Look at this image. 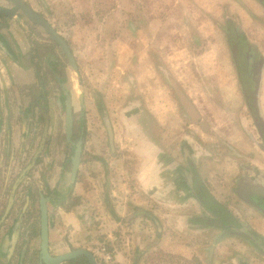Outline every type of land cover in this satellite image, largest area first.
<instances>
[{"label": "rangeland", "instance_id": "1", "mask_svg": "<svg viewBox=\"0 0 264 264\" xmlns=\"http://www.w3.org/2000/svg\"><path fill=\"white\" fill-rule=\"evenodd\" d=\"M23 1L29 6L31 3L37 5V10L42 12L41 15L44 18L54 19L55 9L53 7L52 9L51 7L44 8L47 11L46 15L43 14L44 9L41 5L39 6V0ZM251 1L253 11L250 12V16H247L246 11L241 10L238 4L233 3V0H219L220 6L215 13L212 10V5H209L211 13H207L193 1H188L191 8L189 11L187 8L182 10L181 16L176 12L180 10L174 9V3L171 0L154 2L155 6L152 0L146 1L145 5H149L153 9L161 6L163 10L167 11L166 14H169L168 19H171L172 26L182 30L177 33L178 37L173 38L174 36L169 35L166 38L165 36L159 44L152 43L153 35L142 31L140 36L145 44H133L130 48H134V51L128 53L129 55L122 53L124 55L120 54L118 57L114 54L116 46L111 44L114 36L107 28L106 32L98 34L99 40L101 38H105V40L96 46L93 53L99 48L103 50H99L98 55L90 59L89 49H86L84 45L73 47V39L75 37L78 39L81 34L73 33L68 28L67 31L62 32V36L68 40L71 50L74 49L77 56L81 57L80 59L78 57L81 65L77 70H73L64 59V69H58L56 74L61 80H64L63 86L72 101L74 114L72 141L77 143L79 139L83 140L81 170L91 171L87 172L88 176L82 173L86 177L81 178V183L86 186L87 194L80 197V200L74 197L77 196L74 189L75 183H70L67 179L66 186L71 184L68 185L70 195L68 194L67 203L69 206L76 205L79 201L82 206L88 208L90 201L87 196L91 190L89 191L87 178H94V181L96 179L98 181L100 176L106 174L107 168H110L109 173L113 175L121 169L135 171L134 157L136 158L135 153L138 154L141 151L139 143L143 139L142 137L146 136L152 141L154 136L152 124L149 121V116L152 115L146 109L148 103L153 102L152 99L148 100V95L153 90L151 85L155 83L156 105L164 106L169 101L167 96L169 93L165 89V86L170 87L167 74L175 80L178 90L186 95L190 94V97H186L191 104L194 103L195 113H199L201 117L199 122H196L193 118L194 115L190 117L185 107L182 106L174 90L169 94L177 105V112L172 118L177 120L181 118L187 124L184 130L178 131V134L189 137L195 147L192 152L196 153L197 160L190 161L188 158L186 165L191 167V163L197 164L195 168L201 173L197 186L206 189L212 198L230 211L233 218L264 239V214L242 199H238L236 194L239 186L243 184L264 188V170L256 172L249 167L248 154L245 155L247 147L244 146L246 143L247 145L251 144L258 152L261 146L264 147V6L260 4L264 0ZM0 6L8 9L14 8V5L8 0H0ZM163 10H161L162 13ZM194 13L191 30L187 28V21L191 18L190 14L193 16ZM202 15H206L209 22L198 27L196 25H199L197 22L200 20L199 16ZM19 16V25L30 26L32 24L24 16ZM226 17L231 18V21L228 22ZM69 19L66 18V20ZM54 25L57 26V23L54 22ZM213 25H218V31H214L216 28L214 29ZM27 30H29L27 34H30V37L46 39L45 36H47L51 42L42 28ZM238 32H243L246 36V42L242 45H237ZM134 35L137 37L139 34L136 35L134 32ZM173 39H175L173 42L176 41L175 44L172 42ZM235 45H237V49L241 48L240 53L235 52ZM78 50H82L84 55L77 53ZM142 54L145 56L144 65L148 66V70L136 77L142 66L135 68V64L142 61ZM150 60L156 62L153 70L148 65ZM116 67L119 68L116 69ZM44 74L47 76H45L46 89L51 101V105L47 109L52 117L51 144L45 151V155L50 159L46 162L44 155L42 158L43 173L49 174V177L44 179L40 177L38 180L40 181L39 185L46 183L47 180L51 185H55V179L53 180L51 176L57 173L63 159V151L66 153L65 156H72L74 146L65 143V101L62 104L56 100L60 93L54 76L52 77V74H47V72ZM152 76H154L155 82L152 81ZM132 78H134V82L132 85L128 84L127 81ZM135 78H139V80ZM143 82H145V88L149 89L148 91L144 88L145 94L142 93ZM135 83H138V86ZM244 91L246 98L242 96ZM26 97L29 101L32 100V95L27 93ZM131 102L143 105L145 110L143 115L136 111H126V107L130 106L128 104ZM166 110V108H162L164 115ZM17 114L16 106H14L9 113L10 124H14ZM165 136L168 137L167 134ZM37 140H39V136L36 142H38ZM115 140L117 143H114ZM171 148L172 146L164 144L166 151L170 152ZM184 154L183 151L182 154L178 153L177 159L183 161ZM111 157H114V161ZM106 158L114 164L109 166ZM131 158L134 161H131ZM233 163L236 164L235 167L239 168L238 170L232 169L235 168L232 167ZM252 168L256 169V167ZM0 169H4V166ZM96 172L99 173L95 174ZM249 174H253V177H250ZM208 177L211 181L208 180ZM13 180L14 177H12ZM130 182L128 185H131ZM101 185L104 196L107 190L103 181ZM6 198L8 196H2V200H6ZM100 198L102 199V195ZM114 200L117 201V197ZM185 211L186 216L189 212L198 214L197 210H193L189 206ZM208 218L212 219V215ZM213 227L215 229L212 228L201 236L186 229L179 231L180 233L176 236L177 243L188 245L193 253L197 252L199 258H195L191 263L178 261V264H264V254L240 237L233 226L227 227L226 230L220 226ZM198 245L204 247L198 248ZM238 254L242 256L240 260L237 258Z\"/></svg>", "mask_w": 264, "mask_h": 264}, {"label": "crops", "instance_id": "2", "mask_svg": "<svg viewBox=\"0 0 264 264\" xmlns=\"http://www.w3.org/2000/svg\"><path fill=\"white\" fill-rule=\"evenodd\" d=\"M146 1L148 2L149 0H39V6L41 5L42 9L47 7L55 9L54 19H47L46 17L45 19L61 36L64 30L67 31V28L73 33L81 34V36L78 35V39H75L76 37L73 39V47L84 45L86 49H89L88 56L90 59L95 58L99 50H103L99 48L94 52L95 54L93 53V50L97 48L96 46H99L105 40V38L99 40L100 36L98 39V34L106 32V28L114 36L111 44L116 46L114 48L116 57L122 53L129 55L128 53L134 51V48H130L133 44H145L140 36L142 31L153 35L152 43L156 42L157 44L165 36L166 38L169 35L174 36L173 38L178 37L177 33L182 29H176L175 26H172L171 19H168L169 14H166L167 11L163 10L161 6L156 9L149 5L146 6ZM157 1L161 0H152L153 4ZM171 1L174 3V9L180 10L176 11L180 16L182 15V10L186 8L188 11L190 10L191 5L188 1H193L207 13H211L209 5H212L214 13L217 12L220 6L219 0ZM234 2L240 6L241 10L244 9L246 11L245 14L247 16H250V12L253 11L251 9V0H233ZM107 3L110 5L107 6ZM260 4L264 6V2ZM30 7L41 15L42 12L37 10V5L31 3ZM161 10H163V13ZM43 14L47 15L46 9H44ZM194 16L195 13L193 16L190 14L191 18L187 21V28L191 30L193 28L191 20ZM199 17L200 20L197 22L199 25L196 26L202 27L204 23L209 22L206 15ZM66 18L70 19L66 20ZM226 20L230 22L231 18L226 17ZM10 21L9 27L0 29V144L7 141L10 136L9 113L11 109L16 106L17 115L19 116L29 110L33 98L29 101L26 97L27 89L35 86L37 92L40 90L43 92L42 82L45 75L43 76L41 67L47 64L46 61L50 57L58 59L60 55V58H63V53L59 52L57 48L55 56V51L53 52L50 49V47L53 48L50 44L52 42L47 39V36H45L46 39H43L30 37V34H27L29 32L27 29H40L39 26L34 24L30 26L19 25L20 21L18 18H13ZM54 22L57 23V26L54 25ZM213 27L214 29L216 28L214 31H218V25H213ZM134 32H136V35L139 34V37H136ZM66 42L69 45L68 40ZM175 42L173 43L175 44ZM227 42L229 44L228 39ZM49 50L52 54H49ZM81 51L78 50L77 53L81 54ZM72 53L76 60V65L79 67L81 64L78 57L79 59L81 57L77 56L74 49ZM144 62L145 56L142 54V61L135 64V68L142 66L136 77L148 70V66L146 67ZM127 64L129 65V63ZM155 64L154 60L148 62L152 70ZM130 65L134 66L132 63ZM118 68L116 67V69ZM154 76H152L153 82H155ZM166 77L170 82V87L165 86V89L169 94L174 90L189 116L192 117L194 115V120L199 122V119H201L200 114L195 113L194 103L191 104L186 97H190V94L186 92V95L181 90H178L175 80L167 74ZM135 79L139 80V78ZM127 82L132 85L134 78ZM135 85L138 86V83H135ZM151 86L153 90L149 93L148 100L152 99L153 102L151 104L148 103L146 109L152 115L148 118L151 121L154 136L152 141L146 136L142 137L143 139L139 143L141 151L138 154L135 153L136 158L133 155L136 161L135 171L121 169L117 174L113 175L109 173L110 168H107L106 174L104 173L103 176H100L101 178H98V181L97 179L94 181V178H87L89 191L91 190L87 196L90 201L88 208L82 206L79 201L76 205L72 204L73 207L69 206L67 202H61V205H56L54 210H57L58 218L51 222L49 231V248L52 254L56 256L63 255L74 249L81 248L91 252V249L96 245L105 244L114 255V264H178V261L191 263L195 258H199L198 254H196L197 252L193 253L188 245L177 243L176 236L180 233V230L185 229L198 233L199 236L212 228L215 229L213 226L216 225H213L208 219L206 220L212 214L206 210L199 198L200 193L202 196V193L208 194V191L197 186L198 177H201V173L195 168L197 164L193 162L190 165L191 167L186 165L188 158L190 161H196L197 156L195 155L196 153L193 154L195 147L192 144V140H189L190 138L187 136L178 134V131H182L187 127V124L181 118H178L179 120L172 118L177 112L175 100L172 101L170 95L167 94L168 103H165L164 106H161V104L156 105L155 83ZM144 88L145 82H143L142 86L143 94H145ZM145 90L149 91L148 88H145ZM242 96L246 98L244 92ZM128 105L130 106L126 107L127 112L136 111L142 114L145 111L142 104L139 105L138 103L136 105L131 102ZM134 107L137 108L135 109ZM162 108L167 109L165 115ZM137 127L139 128L138 124ZM114 143H117V140ZM164 144L172 146V150L170 152L166 151ZM244 146L247 147L245 155L248 154L249 167L256 172L263 171L264 147L259 145L261 149L258 152L251 144L247 145L246 143ZM182 151L185 152L184 157H182L183 161L182 159H177V154H182ZM188 154L189 157H187ZM113 158L111 157L112 161H114ZM134 159L131 158V161H134ZM106 161L107 163L109 162V166L114 164L113 162L110 163L107 158ZM235 165L233 163L232 167H235ZM251 166L256 167V169ZM232 169L236 171L239 168L235 167ZM87 172L91 171L80 170L75 182L74 189L77 196L74 197H77V200L87 194L86 186L81 183V178L86 177V174L88 176L89 173ZM82 173H85V175ZM98 173L96 172L95 174ZM3 175L4 173L0 170V182L5 179L3 177L2 180ZM212 176L217 177L215 175ZM212 176L209 177L212 178ZM249 176L253 177V174H249ZM208 180L211 181L210 178ZM102 181L107 190L104 196ZM128 182L131 185H128ZM248 187L257 186L240 185L236 193L238 199L240 198L247 202L241 192L243 188ZM101 195L102 199L100 198ZM116 197L117 201L114 200ZM212 199L218 202L214 198ZM111 202H114V204L110 205ZM187 203L190 208L197 210L198 214H190L189 212L186 216ZM247 204L249 203L247 202ZM63 214L64 216H62ZM190 237L192 238V236ZM199 239L202 240L201 237ZM202 247L204 246L198 245V248ZM237 258L240 260L242 256L238 254Z\"/></svg>", "mask_w": 264, "mask_h": 264}, {"label": "flooded vegetation", "instance_id": "3", "mask_svg": "<svg viewBox=\"0 0 264 264\" xmlns=\"http://www.w3.org/2000/svg\"><path fill=\"white\" fill-rule=\"evenodd\" d=\"M50 44L53 47L52 51H55V56L57 48L59 52L63 53V58L61 59L60 55L58 59L56 57V59L50 57V59L46 61L47 66L43 65L41 70L43 71V76L45 75L44 72H47V74L51 73L52 77L54 76L60 93L56 100L62 104L65 101L66 107L67 101L71 104L72 101L71 98H69L70 95L63 86L64 80H61L56 72L58 69H64V59L67 60L70 66L71 64L60 46L56 45L54 42ZM237 45H235V52L240 53L239 51L241 48L237 49ZM48 52L50 53V50ZM72 69L74 70L73 67ZM45 76L43 77V82H45ZM46 87V84L42 87L43 92L45 94L47 93L45 95V100H43L42 95L39 94L40 91H36L35 86L27 89V93L32 95V98L34 96L36 97L38 94L43 105L41 108L34 107L31 102L29 110L21 116L18 115L17 118H15V122L13 121L14 124H10V136L8 140L0 144V168L4 166V169L0 170L4 173L2 180L3 177L5 178L4 181L0 183V264H40L42 199H47L45 204L47 207L50 231L51 222L58 218L57 210H54V207L56 205L58 206L61 202H68L67 198H69L70 195L68 185L71 184L66 186V181L69 179L70 183L73 182L72 156L74 153L72 156H65L66 153L63 151V159L60 162L57 173L51 176L53 180L55 179V185H51L50 181L47 182L48 180L46 183H41V185H39L40 181L38 178L41 177V179H44L49 177V174L43 173L44 162H42L43 155L45 156L44 161L47 162L50 159L45 155V151H47L48 146L51 144L50 130L52 117L47 110L51 105V101ZM244 93L246 95L245 91ZM41 117H43V119ZM73 135L74 114L72 136L70 140H68L66 134L65 143L67 145L72 144L75 150L76 143L72 141ZM38 136L39 140L36 142ZM83 150L82 140L81 161L75 182L80 174L83 161ZM12 177H14L13 181ZM75 182H73V184ZM2 196H8V198L2 200ZM10 203L11 206L8 210ZM4 217L5 219L3 220Z\"/></svg>", "mask_w": 264, "mask_h": 264}, {"label": "water", "instance_id": "4", "mask_svg": "<svg viewBox=\"0 0 264 264\" xmlns=\"http://www.w3.org/2000/svg\"><path fill=\"white\" fill-rule=\"evenodd\" d=\"M14 5L13 9H8L0 6V15L9 16L11 18L19 15L24 16L32 24L42 28L52 42L56 43L65 53L71 66L74 70H77L76 61L73 57L71 50L69 49L64 38L56 31V29L45 19L42 15L34 11L26 2L23 0H8ZM65 131L68 140H70L73 131V109L72 104L67 101L65 111ZM82 153V139L75 144L74 155L72 156V181L75 182L78 170L80 167V159ZM47 199H42L41 211H42V223H41V238H40V264H63L72 259L78 257H85L88 259L90 264H100L95 256L86 249H74L66 254L54 256L49 251V224H48V213L46 207ZM12 203V198H11ZM8 207V210L11 206ZM5 217L3 218V220Z\"/></svg>", "mask_w": 264, "mask_h": 264}, {"label": "trees", "instance_id": "5", "mask_svg": "<svg viewBox=\"0 0 264 264\" xmlns=\"http://www.w3.org/2000/svg\"><path fill=\"white\" fill-rule=\"evenodd\" d=\"M12 19L13 18L9 16L0 15V29L3 27H9L11 22L10 20ZM238 37H239L237 42L238 45L239 44L242 45L243 43L246 42V36L244 35L243 32H238ZM50 49L52 48L50 47ZM44 86H45V82H42V87ZM39 94H41L43 100H45V95L47 93L45 94L44 92L41 91ZM32 104L34 105V107H39V108L42 107L43 104L41 103L40 96L38 94L36 95V97L35 96L33 97ZM41 118L43 119V117ZM241 194L249 204H251L256 209L264 213V189H261L259 187L243 188ZM199 198L201 199L206 210L212 214V219L206 218V220L208 219L213 225L220 226L225 230L227 227L233 226L237 230L236 233L239 234L240 237L244 238L250 245H252L254 248L258 249L260 252L264 254V239L262 237L254 234L244 224H241L239 221L233 218L230 211L225 206L214 201L209 194L202 193L201 196L200 193ZM231 233L234 234V232ZM66 264H90V263L87 258L78 257L66 262Z\"/></svg>", "mask_w": 264, "mask_h": 264}, {"label": "built area", "instance_id": "6", "mask_svg": "<svg viewBox=\"0 0 264 264\" xmlns=\"http://www.w3.org/2000/svg\"><path fill=\"white\" fill-rule=\"evenodd\" d=\"M91 253L100 264H114V255L105 244L96 245L91 249Z\"/></svg>", "mask_w": 264, "mask_h": 264}]
</instances>
